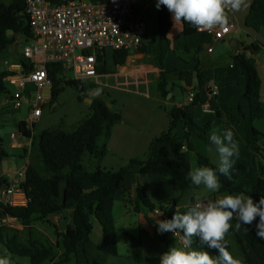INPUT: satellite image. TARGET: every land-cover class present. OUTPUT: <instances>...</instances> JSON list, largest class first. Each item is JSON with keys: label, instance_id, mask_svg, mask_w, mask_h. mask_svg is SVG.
Instances as JSON below:
<instances>
[{"label": "trees", "instance_id": "obj_1", "mask_svg": "<svg viewBox=\"0 0 264 264\" xmlns=\"http://www.w3.org/2000/svg\"><path fill=\"white\" fill-rule=\"evenodd\" d=\"M57 4L63 0H50ZM79 1V0H69ZM94 2L95 0H87ZM24 0H13L10 5L0 3V62L8 48L15 42L17 35L27 38L32 33L26 19ZM246 27L259 31L264 28V5L254 4L246 18ZM171 14L161 5L159 8V41L143 43L137 50L152 56L161 70L157 82L156 97L168 101V95L175 88L190 94L198 90L191 105L174 106L168 111L170 124L168 130L155 138L141 160H132L127 166L117 172L105 171L100 168L89 171L83 164L86 154L100 160L106 155V147L99 144L101 136L110 128L121 122V114L114 112L107 103L96 98L90 104V114L79 122L72 132L62 128L47 129L39 136L38 154L27 166L21 189L29 200L26 206L13 207L0 203V219L9 217L17 220L26 227L36 222L49 221L65 210L72 211L73 228L61 235L63 250L56 264H70L77 255L79 244L88 243L93 235L96 221L102 230V238L98 245L101 252L119 256L118 234L114 218V207L119 192H123L127 200V210L140 213L143 208L150 212L159 210L169 220L177 210L180 197L170 199L166 205L155 204L152 196L145 190L137 189L134 197H130L124 182L129 175H139L146 178L149 175H159L169 179L173 188L181 195L186 191L197 190L191 184L187 174L175 168L171 159V149L182 140L187 143L190 151H194L192 140L207 141L212 125L200 127L192 113V109L201 105L200 92L210 81L202 70L196 66L193 71L175 69L165 71V61L173 51L186 63H197L199 55L211 43L208 34L200 33L188 23H182L183 31L174 41H170L168 33L172 28ZM12 34V36H11ZM129 51H119L113 56L115 66L125 64ZM102 60V58H99ZM104 60V59H103ZM25 72H30L32 66L20 59ZM50 78L54 81L52 101L56 103L65 87H71L79 93V99L89 86L82 81H75L66 74L61 64L52 63L47 66ZM99 74L108 73L104 65L98 67ZM9 73L0 70V97L9 93L5 79ZM196 78V84H195ZM216 95L212 97L215 111V126L220 134L225 129H232L239 144V157L228 176L218 173L221 184L216 192L220 195L244 193L254 202H259L264 196V134L255 127V122L264 118V102L261 100V78L255 59L244 48L232 57L228 65L217 66L214 70ZM180 82L183 86H178ZM91 88V86H90ZM196 88V89H195ZM182 125L184 134L178 135V126ZM24 137L29 138L31 131L27 124L19 126ZM7 153L0 148V160L7 158ZM199 166L217 169L208 157L198 154ZM64 189L62 191V187ZM259 217H257V221ZM235 218L230 222L232 228L227 233L236 245L237 253L227 243L228 250L239 259L241 264H264V239L256 235L255 222L251 225L241 223L239 230ZM49 223V222H48ZM6 229H1V232ZM182 233V232H181ZM183 234V233H182ZM161 239L167 234L159 233ZM229 242V241H228ZM9 252L25 258L31 264H46L55 258L54 249L46 247L39 241L24 240L20 234L14 233L5 242ZM191 249L212 252L207 245H201L198 238H193ZM161 254H155L152 264H159ZM131 256L137 263H142L144 256L141 249L131 250ZM214 257V256H213ZM99 264V263H96Z\"/></svg>", "mask_w": 264, "mask_h": 264}, {"label": "crops", "instance_id": "obj_2", "mask_svg": "<svg viewBox=\"0 0 264 264\" xmlns=\"http://www.w3.org/2000/svg\"><path fill=\"white\" fill-rule=\"evenodd\" d=\"M12 1L0 0V3L10 5ZM156 3L157 0H134L133 3L135 13L140 16L142 22L145 24L143 43H155L159 41V36L157 35L159 30V9H157ZM247 3L249 5L247 10L234 13L233 19L236 23V29L223 41L213 44V53L209 54L207 48H205L199 55L197 63H186L171 51L165 61L166 72H172L175 69L193 71L198 66L205 76L209 78L210 81L207 83L205 89L200 92L201 105L193 108L192 113L200 127H204L207 124L212 125L211 133L215 131L217 134H220L219 129L215 126V113H205L203 109L208 106L214 109V102L210 94L211 81L214 80V70L217 66L230 64L232 57L244 48L248 49V54L256 61L262 82L261 100L264 102V28L257 32L249 29L245 24L252 6L255 3L264 5V0H247ZM170 14L173 25L168 33V38L170 41H174L181 35L183 25L182 23L174 24L172 13ZM31 40L32 37L27 38L23 35H17L15 42L3 56L4 65L6 62L10 64L19 63L20 59H22L20 47L32 44ZM129 52V56L122 66H115L114 54H108L104 58L103 65L106 67L108 73L99 74L96 79L89 80L91 88L81 95V100L88 105V108L81 110L80 113H72L70 120L66 118L63 121L65 126L75 128L79 122L90 114L89 107L91 101L96 98H100L106 103L108 102L106 100L107 96L114 99L115 103L121 101V105L116 110V112L121 114V122L113 125L110 128L109 134L105 131L99 140V144L106 147L107 153L105 157L100 160L95 159L89 154H86L84 157L83 164L89 171H95L100 168L105 171L117 172L122 167L127 166L132 160L143 159L147 155L152 141L168 130L170 124L168 111L174 106L180 107L187 103L186 94L180 88H175L171 91V99L167 102L160 101L156 97V91L161 70L157 66L155 59L150 55L140 53L137 49ZM224 55L230 57V62H222ZM176 84L183 86L180 82H176ZM9 88V93L0 97V148L8 155L7 158L0 160V188L20 182L19 171L25 165H29L35 155L38 154L41 132L47 129H56L54 127L48 128L54 122L46 125L45 113L48 111V108L50 111H55V107L59 106L62 97L60 96L57 102L53 103L52 90L45 89L43 91L45 102L42 104V116L29 129L31 136L29 138L25 137V147L13 148L10 140L11 135L22 133L19 126L25 123L29 109L25 106L21 110H15L8 106L7 100L12 90L14 91L12 87ZM30 89H32L31 86ZM193 89L192 91L196 96L198 90ZM45 92H48L47 96ZM77 97H79V93ZM111 106L112 109L114 103ZM255 127L264 134V118L255 122ZM57 128L63 129V125ZM177 132L180 137L183 136L184 130L182 125L178 126ZM210 134L207 137V141L192 140L194 151H190L187 143L183 140L175 145L171 149V159L175 168L188 175L191 169L199 167L197 162L198 154L208 157L211 163L218 166L219 155L209 141ZM181 145H186L187 150L185 152L180 151ZM124 185L129 190L130 197H134L137 189H142L152 196L155 204L166 205L170 199L180 197V201L177 204V210L180 213H184L186 210L185 205L194 203L197 197L207 202L208 200L215 201L224 196L216 192H209L204 186L198 187L197 190L186 191L181 195L174 190L172 182L169 179L159 175H149L146 178H141L139 175H129L126 177ZM63 189L64 186L62 187V191ZM126 200V195L122 191L119 192L114 207V214L116 210L119 212L117 219L114 216L116 226L118 218L125 225L122 238L119 236L117 230L119 256H113L99 250L98 245L102 238V230L99 226L96 235L91 237L90 242L79 244L77 255L70 264H152L155 254L162 255L169 250L168 245L171 243L170 238L172 236L167 234V238L163 240L159 237L157 231V221H161V215H157L155 213L156 210L150 212L146 208H143L138 214L133 213L131 209L127 210ZM0 203L5 204V200L0 198ZM134 221L139 222V225H137L138 233L132 232L131 223H134ZM40 223H48L54 229V237L56 239ZM73 226V214L70 210H65L56 216L50 217L49 221L36 222L30 227H26L9 217L2 218L0 219V258L8 257L11 260V264H31L25 258H20L24 259L21 261L15 260L18 257L12 255L5 246L7 239L12 237L14 233H18L24 240H26L24 235H28V238H32V240L39 241L46 247H52L55 258L46 264H56L63 253L61 235L69 228H73ZM1 229H6V231L1 232ZM174 238L177 240L178 246L181 247L176 236ZM53 246L56 247V250ZM133 249L142 250L144 256L142 263H137L132 258L131 250Z\"/></svg>", "mask_w": 264, "mask_h": 264}, {"label": "built area", "instance_id": "obj_3", "mask_svg": "<svg viewBox=\"0 0 264 264\" xmlns=\"http://www.w3.org/2000/svg\"><path fill=\"white\" fill-rule=\"evenodd\" d=\"M24 2L32 44L21 46L20 55L32 69L25 72L21 62H6L4 71L9 73L5 79L7 88L14 89L7 104L15 110H21L25 106L29 109L25 119L29 130L42 116V104L45 102L43 91L54 88V81L47 69L49 64H61L64 74L75 81L96 79L99 75L98 67L103 65V59L108 54L131 51L143 43L145 24L135 13L134 0H63L60 4L50 0ZM233 17L234 13L229 12L222 28L199 31L211 37V43L206 46L209 54L213 53V44L223 41L236 29ZM214 95L216 87L211 96ZM194 99L192 91L188 94L186 105L193 104ZM203 110L205 113H215L210 106ZM10 140L13 148H23L26 145L22 133L11 135ZM27 165L18 173L20 182L0 188V198L5 200V204L13 207L28 204L27 195L21 189ZM155 213L161 212L156 210ZM160 215L161 221L169 220L162 213ZM165 233L175 236L173 232ZM176 237L183 247L180 236Z\"/></svg>", "mask_w": 264, "mask_h": 264}, {"label": "clouds", "instance_id": "obj_4", "mask_svg": "<svg viewBox=\"0 0 264 264\" xmlns=\"http://www.w3.org/2000/svg\"><path fill=\"white\" fill-rule=\"evenodd\" d=\"M161 5L172 13L174 24L186 22L198 31L222 28L229 12L236 13L249 7L247 0H157V9ZM234 137L235 133L230 128L221 134L215 131L210 134L209 141L219 155L218 168L199 166L191 169L186 178L192 185L204 186L209 192L220 189L218 173L228 176L239 157V144ZM186 150V145L180 146L181 152ZM185 207L184 213L176 210L171 220L157 221L159 233L173 232L180 236L183 244V247L173 246L160 255L159 264H241L230 253L226 243V235L232 228L230 222L234 218L239 221L235 225L237 230L241 223L251 225L255 222L256 235L264 239V196L259 202H254L242 192L207 202L197 197L194 203ZM194 237L201 245L218 250V255L213 257L208 251L191 249ZM0 264H11V260L0 258Z\"/></svg>", "mask_w": 264, "mask_h": 264}, {"label": "rangeland", "instance_id": "obj_5", "mask_svg": "<svg viewBox=\"0 0 264 264\" xmlns=\"http://www.w3.org/2000/svg\"><path fill=\"white\" fill-rule=\"evenodd\" d=\"M222 62H225V63L230 62V57L228 55H224L223 58H222ZM0 70H3V71L5 70L4 60H2V62H0ZM82 82H85L89 86V88H90V85L91 84H90L89 80H83ZM47 93L48 92H45L46 96H47ZM77 94H78L77 93V90H75V89H73L71 87H65V91L61 94L62 97H61V102L59 103V106L55 107V111L54 110L53 111H50V109L48 108V111H46V113H45V117H46L45 123H46V125L48 123H51L52 124L54 122V124L53 125L50 124L51 126H48V128L49 127L50 128H53V127L54 128H57V127L63 125V130L65 132H72L73 131V128L74 127H72V126H65V124L63 123V121L66 118L68 120H70V118L72 116L71 115L72 113L73 114L76 113V112L77 113H80L81 110H86L88 108V105H86V103H84L83 100H81V99H79V97H77ZM106 100L108 101L107 102V105H112L114 103V106H113L112 109L115 112L117 110V107L121 105V101H118L117 103H115L114 102V99H112V98H110L108 96L106 97ZM66 112H67V114H66ZM118 214H119V212L116 210L115 211V214H114V216L116 217V219H117V215ZM40 224L41 225H44L47 228V230L49 231V233H51V235L53 236V238L56 239V237H54L55 236L54 235V229L52 227H50V225L48 223H40ZM93 224H94V231H93L92 237H94L96 235V232H97V230H98V228L100 226L96 221H94ZM131 225H132L131 228L133 229L132 232H134V233L137 232L138 233V226L137 225H139V222L138 221H134V223H131ZM116 228H117V230L119 232V236L122 238L123 232L125 231V225H124L123 221L120 220V218H118V224H117ZM170 236H172V237L170 238V242L171 243L168 245V248L170 249L173 246L179 247L178 244H177V240L174 238V236L173 235H170ZM24 237H25L26 240L29 239L28 238V235H24ZM226 240H227V243L237 253L238 249H237L236 245L232 243V238L230 237L229 234L226 235ZM179 244H180V242H179ZM53 247H55V246H53ZM209 249L211 250V252H212V254H213L214 257L216 255H218V250L213 249V248H209ZM55 250H56V247H55ZM15 260L21 261V260H24V259L15 258Z\"/></svg>", "mask_w": 264, "mask_h": 264}, {"label": "water", "instance_id": "obj_6", "mask_svg": "<svg viewBox=\"0 0 264 264\" xmlns=\"http://www.w3.org/2000/svg\"><path fill=\"white\" fill-rule=\"evenodd\" d=\"M210 87H211L210 94H212V90L216 87L215 80L211 81ZM171 96H172L171 94L168 95V100L171 99ZM185 98L188 99V94L185 95ZM91 103H92V101H91ZM108 107L111 108V105H108Z\"/></svg>", "mask_w": 264, "mask_h": 264}]
</instances>
